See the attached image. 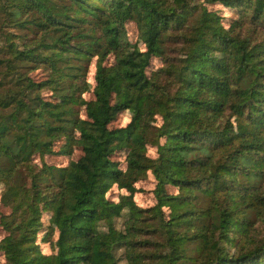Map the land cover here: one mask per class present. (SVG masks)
<instances>
[{
	"label": "trees",
	"instance_id": "obj_1",
	"mask_svg": "<svg viewBox=\"0 0 264 264\" xmlns=\"http://www.w3.org/2000/svg\"><path fill=\"white\" fill-rule=\"evenodd\" d=\"M0 39V264H264V0H0Z\"/></svg>",
	"mask_w": 264,
	"mask_h": 264
},
{
	"label": "rangeland",
	"instance_id": "obj_2",
	"mask_svg": "<svg viewBox=\"0 0 264 264\" xmlns=\"http://www.w3.org/2000/svg\"><path fill=\"white\" fill-rule=\"evenodd\" d=\"M209 8L213 9V10H220V12L224 13V15H229L228 11H223V9L221 8L220 5H208ZM126 30L128 33V38L129 40H131L133 43H135L136 45H140L142 46V43L138 40L137 37V32L135 30V26L132 23H127L126 24ZM0 44H1V39H0ZM156 64L159 63V60H155ZM93 72H94V67L93 64L90 66V70H89V75H88V80H89V85L88 87H86L83 90V96L86 99H89L92 97V92H91V88H92V84H93ZM37 74H39L38 76L44 75L45 73L42 72L41 74L37 72ZM131 116V110H125L124 112H121L115 121H113V123L110 125V127H119L122 125H125ZM153 122L154 123H159V118L158 117H154L153 118ZM62 145H71V142L69 140H64L61 139L59 141V143H57V147ZM155 149L152 147H148L147 153L148 155H154ZM81 150L78 146H73L72 148V154L71 156L67 157V156H45L44 161L51 163V164H56V165H65L68 160L70 158H77L81 155ZM113 159L120 161L121 166L124 167V160H123V155L121 154H115L113 156ZM256 185H258L257 183H254ZM262 185H264V183H262ZM136 186L140 189L139 192L135 193L134 195V199L136 201V203L142 207V208H147L152 206L156 200L154 198V194H153V189L155 187V180L153 178V176L148 172L146 177H144L142 180L138 181L136 183ZM2 185L0 184V213H7L10 211L11 209V201L7 198V196L2 192ZM168 190L171 192H174V188L172 187H168ZM121 193V191H119L116 187H113L108 193H107V197L112 199V200H118L119 194ZM124 217H119L116 219V226L118 228L122 227V220ZM252 219L254 221V230H253V234L254 236L256 235L258 238H260L262 235H264V220H261L257 217H255L254 215L252 216ZM5 235V232L3 230V228L0 225V239ZM49 236V235H48ZM50 238H53V236H49ZM49 238V240H50ZM48 237L46 236H41L40 237V241H41V246H42V250L44 252H50L51 250H53V242L52 241H47ZM229 248V247H228ZM231 251L234 250L233 247L229 248ZM120 252H118L119 255ZM0 261H3V256L0 255Z\"/></svg>",
	"mask_w": 264,
	"mask_h": 264
}]
</instances>
